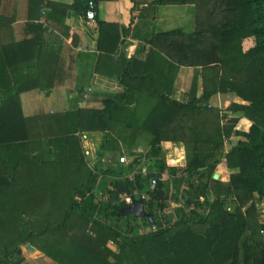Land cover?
I'll return each instance as SVG.
<instances>
[{
	"label": "trees",
	"instance_id": "obj_1",
	"mask_svg": "<svg viewBox=\"0 0 264 264\" xmlns=\"http://www.w3.org/2000/svg\"><path fill=\"white\" fill-rule=\"evenodd\" d=\"M90 1L96 5L99 63L109 65L110 56L119 53L114 66L124 87L122 93L106 95L100 108L81 107L79 92L70 110L49 116L42 127L41 118L32 121L24 114L21 95L42 77L37 70L47 51L48 28L30 22L34 37L13 46L19 56L36 55L21 68H13L9 47L0 49L5 69L0 74V264H26L21 245L35 247L57 264H260L264 0H131L136 8L145 6L137 29L145 32L138 35L142 45L130 59L120 54L116 26L110 30L98 19L103 0H75L59 10L51 4L50 17L58 12L64 23L69 11L84 16ZM165 6H194L193 32L151 29L153 12ZM180 67L195 69L202 82L200 95L193 85L187 100L174 98ZM230 94L244 104L232 103L226 110L202 106L217 95ZM242 119L245 131H235ZM36 125L48 135V160L39 153L42 138L34 131ZM95 133L103 140L98 157L89 163L82 134ZM233 133L242 139L224 152L225 140ZM141 135L149 136L147 153L133 152L137 158L126 166L105 162L107 144L121 143L133 151ZM164 142L185 145L189 155L184 171L168 166ZM223 162L231 172L226 182L214 179ZM152 179L157 180L155 190ZM186 180L189 199L175 208L179 220L172 224L171 187L178 203ZM120 185L128 186L133 200L144 202L154 216L153 226L147 218L118 216L127 207L126 194L115 197ZM100 187L105 193L101 204L96 197ZM107 220L118 230L101 224ZM164 220L172 225L164 228ZM141 224L152 231L141 234ZM111 239L117 248H110Z\"/></svg>",
	"mask_w": 264,
	"mask_h": 264
},
{
	"label": "crops",
	"instance_id": "obj_2",
	"mask_svg": "<svg viewBox=\"0 0 264 264\" xmlns=\"http://www.w3.org/2000/svg\"><path fill=\"white\" fill-rule=\"evenodd\" d=\"M74 1L0 0V49L9 47L10 51L7 56L9 55L11 60H15L14 69L21 68L23 64L28 62H33L36 56L33 53L19 56L18 52L13 51V46L16 43L34 37L28 29V24L34 22L44 24V27L48 28L44 34L47 51L43 54L40 67L37 70V73H40L42 77L32 83V89L29 92L21 95V107L24 114L26 117L33 118L32 121L41 118L39 123H43L41 124L42 127H44L45 119L49 116L70 110L75 104L79 92L82 95L79 102L81 107L100 108L106 95L124 91V87L117 77L119 70L114 66L119 53L110 56L109 65L106 63L107 61L99 63L100 53L97 51V45L100 34L98 26L97 29H91L81 15L71 11L63 21L64 23L59 21L58 12L54 19L50 17L51 4L59 10L58 8L62 6H72ZM181 7L187 9L190 6ZM144 8L145 6L136 8L131 0H103L99 4L98 19L105 24L107 23L106 27L109 25L110 30H112L110 26H116L121 35L120 54L125 53L126 59L136 56L141 48L142 43L138 35L143 34V32L137 29L142 24L141 10ZM176 8V6L157 8L150 18H153L152 23L155 22L154 25L152 24L153 29L159 30L163 27L166 31L171 30L173 25L170 22L174 20ZM128 29L130 30L129 35H123L122 31ZM137 31H139L137 37H134ZM1 59L0 54V74L3 75L5 69ZM183 73L185 76L189 74L185 69L179 74V77ZM44 87L47 89H43ZM34 124L36 123L34 122ZM36 126L34 131L40 134L39 137H45L43 138L44 141L47 140L46 130L39 125ZM139 147L140 142H137L134 150ZM147 152L148 150L143 153ZM169 152L172 150L168 149L167 154ZM217 172L224 180L226 179L225 181H228L229 172L226 168L220 165Z\"/></svg>",
	"mask_w": 264,
	"mask_h": 264
},
{
	"label": "rangeland",
	"instance_id": "obj_3",
	"mask_svg": "<svg viewBox=\"0 0 264 264\" xmlns=\"http://www.w3.org/2000/svg\"><path fill=\"white\" fill-rule=\"evenodd\" d=\"M176 7L177 8L174 12V14H175L174 20H172L170 22L173 25L171 27L172 28L171 30L182 28L186 33H192L194 28H195V24H196L194 6H190L187 9L185 7H181V6H176ZM154 23H153V25H154ZM153 25L150 27L151 29H153ZM161 28L163 29V27H161ZM162 29H159V30L155 29V31L156 32H166V30H164V29L162 30ZM167 31H170V30H167ZM141 32L144 33L145 30H141ZM246 48L247 47L245 45L244 49L246 50ZM185 69H187L189 74H187L185 76V74L183 73L182 76L179 77V74ZM177 79L175 82V91H174V95H173L174 98H177L178 100H181V101L187 100L189 92L192 89L193 85H196V87H197V95L201 94L202 82L200 80L201 78L196 76L195 69L189 68V67H180L178 70V73H177ZM184 89H185V91H183ZM232 103L244 104V102L241 99L236 97L234 94H230V95H217V96L211 98L209 105L213 106L214 108H216L218 110H226V108H228ZM85 107H89V106H85ZM243 121H244V119H242V121L236 126L235 131H241V132L245 131L246 128L244 126L245 124L243 123ZM224 124H225V122H223L222 126H224ZM234 133L232 134V138L230 140H227V141L225 140L224 152H227V150L233 144H235L239 139H242V138H238L237 136H234ZM41 138H42L41 144H40L41 150L39 153L42 154L43 159L48 160L49 154L51 151V145H50V142L48 139L44 141L43 138H45V137H41ZM148 138H149L148 135H144V136L141 135L137 141V142H140V147L137 148L136 150H133V151H129L126 148V146L121 144V143L116 144V145H112L110 143L107 144L106 149H107V152H109V154L105 158V162H107V164H109V165L117 166L118 165L117 162L119 160V157L126 156L128 158V162L130 163L134 158L132 156L133 152H135L139 155H142V154H145L143 152L149 150ZM36 139H38V138H36ZM82 140H83V149H84L86 159L88 160L89 163H93L94 160L98 157V152L100 151L99 149H101L100 144L103 140V136L100 133L82 134ZM163 147L166 149L168 148L170 151L172 150V152H169L167 154V158H166L167 163L172 167H175L181 171H184L187 167L188 155H189L188 150L186 149L185 145L180 144V143L164 142ZM221 165L228 170L225 162H223ZM123 167H121V168H123ZM219 167H220V165L217 167V170L215 171L214 175L218 173L217 171H218ZM228 172H229V177H230L231 172L229 170H228ZM219 176H220L219 180L223 181L224 178L221 175H219ZM183 186L185 188L188 186V180H186V182L183 184ZM101 188L102 187H100L99 189L96 190V197H97V201L99 204L103 203L104 194H105ZM259 211L261 213V218L263 216V219H264V203H262L260 205ZM170 216H171V220L173 222V219H175V217L172 214H170ZM95 219H96V221H101L100 216H97ZM101 224L107 226L108 228L110 227V228H113L115 230L116 229L118 230V228H117L118 225L115 222H113L112 220L102 221ZM151 231L152 230L150 228L141 224L140 231H139L141 234H149V232H151ZM157 231H158V229H157ZM88 233L92 236H95V233L91 232L90 230H88ZM108 245L112 249L117 248L115 241H113L112 239L108 242ZM28 246L29 245H21L19 247L22 256L25 258L26 264H57L54 261H52L50 258H48L46 255H44L40 251H38L35 247H34L35 249L32 250V249L28 248Z\"/></svg>",
	"mask_w": 264,
	"mask_h": 264
},
{
	"label": "built area",
	"instance_id": "obj_4",
	"mask_svg": "<svg viewBox=\"0 0 264 264\" xmlns=\"http://www.w3.org/2000/svg\"><path fill=\"white\" fill-rule=\"evenodd\" d=\"M85 23L87 24L88 27H90L91 29H97V12H96V5L94 4L93 1H90L89 3V9L88 11L86 12V14L84 16H82ZM235 136V134H234ZM134 158H137V156H135ZM129 162H128V158L126 156H121L119 157V160H118V164L120 165H127ZM168 164V163H167ZM168 166H170L168 164ZM172 167V166H171ZM135 175L134 174H131L129 177L130 178H133V176ZM166 179L169 180L170 179V176L167 174L166 175ZM220 179V178H219ZM223 182H226L225 180H223ZM151 189L152 190H155L156 187H157V180L156 179H152L151 181ZM188 186L185 188L183 185L182 187L180 188L179 192H178V195H179V198H178V203L175 201V192L173 190V187H171V191H170V194H169V204L171 206V209H172V215H174L175 219H173V223H176L178 221V218L176 216V214L174 213V210L175 208H178V206H183V204L186 202L187 199V196H188ZM174 196V197H173ZM125 202L127 203V206H130L132 203H133V199L130 197V195H127L125 197ZM142 201V200H140ZM143 202V201H142ZM201 202H205V199L204 198H201ZM144 203V202H143ZM144 208H145V205H144ZM232 206H229L227 207V211L231 212L232 211ZM146 210V208H145ZM197 212L201 213V211L197 210ZM160 217L161 214H159ZM162 224H163V227L164 228H167V227H170L172 224L170 223H167L165 220L164 222L162 221ZM154 231H157V228L156 229H153Z\"/></svg>",
	"mask_w": 264,
	"mask_h": 264
},
{
	"label": "water",
	"instance_id": "obj_5",
	"mask_svg": "<svg viewBox=\"0 0 264 264\" xmlns=\"http://www.w3.org/2000/svg\"><path fill=\"white\" fill-rule=\"evenodd\" d=\"M203 107H208L209 104H202ZM214 179L218 180L219 176L217 174L214 175ZM122 194L129 195L130 191L127 185H120L115 193V197H119ZM119 217L129 218L131 216L137 218H147L149 224L153 226L155 224L154 216L151 213H148L144 208V203L140 200H134L130 206H127L121 209L118 213ZM28 248L34 250L35 248L31 245ZM21 253V251H19ZM260 264H264V254Z\"/></svg>",
	"mask_w": 264,
	"mask_h": 264
}]
</instances>
